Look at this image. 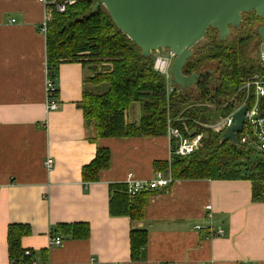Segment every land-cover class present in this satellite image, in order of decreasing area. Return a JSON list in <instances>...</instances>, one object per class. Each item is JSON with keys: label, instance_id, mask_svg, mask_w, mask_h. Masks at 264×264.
<instances>
[{"label": "crops", "instance_id": "0c3cea01", "mask_svg": "<svg viewBox=\"0 0 264 264\" xmlns=\"http://www.w3.org/2000/svg\"><path fill=\"white\" fill-rule=\"evenodd\" d=\"M49 6L36 0H0V264L8 254L10 226L29 227L22 248L29 264H264V203L252 200L249 180H177L152 192L142 222L112 216L116 188L155 177V164L171 161L167 136L97 139L78 107L89 72L63 64L54 80L56 111L47 109V46L41 31ZM134 106L129 121L139 123ZM99 148L111 167L95 183L83 169ZM54 168L48 171L47 159ZM211 207V209H207ZM85 224L75 239L59 225ZM200 227V229H197ZM145 230L148 244L131 261L130 234ZM222 230L223 235H217ZM63 240L60 247L52 238Z\"/></svg>", "mask_w": 264, "mask_h": 264}, {"label": "trees", "instance_id": "16d2710c", "mask_svg": "<svg viewBox=\"0 0 264 264\" xmlns=\"http://www.w3.org/2000/svg\"><path fill=\"white\" fill-rule=\"evenodd\" d=\"M97 2L75 0L64 13H57L55 6L50 5L52 20L46 33L47 67L52 79L63 64H81L89 72L85 83L92 88H85L78 107L85 122L96 127L97 139L166 136L171 120L184 136L202 134L201 147L187 157L172 154L169 163L155 164L156 173L170 172L175 181L246 179L252 183L253 202L264 203L263 161L247 146L223 142L225 131L216 134L210 130L220 117L237 109L229 100L247 78L259 71L256 61L243 59L248 39L242 37L230 44L219 41L213 36L214 31H209L208 47L197 52L183 70L185 76L203 75L196 90L176 86V92L167 96L166 80L154 71V59L143 56L141 49L118 29L104 6L92 14ZM57 94L55 90L54 96ZM136 105L141 108L138 124L129 121V111ZM243 159L244 163H240ZM110 167V150L99 148L94 161L83 169V181L98 182L101 172ZM151 195L152 192H141L131 196L128 186H118L110 201V213L142 222ZM58 228L75 239L90 235L85 224ZM30 234L27 226L9 227L11 262L32 263L33 254L25 256L22 248L23 238ZM130 240L131 261L139 262L148 244V233L133 230Z\"/></svg>", "mask_w": 264, "mask_h": 264}, {"label": "water", "instance_id": "95a60500", "mask_svg": "<svg viewBox=\"0 0 264 264\" xmlns=\"http://www.w3.org/2000/svg\"><path fill=\"white\" fill-rule=\"evenodd\" d=\"M101 5L144 57L161 48L175 54L171 73L174 83L182 89L191 88L201 79L197 73L185 76L183 70L192 56L191 49L205 37L209 27L218 29L220 38L226 39L229 26H239L241 14L256 12L264 18V0H98L92 14ZM261 31L263 36L264 28ZM245 114L246 107L234 114L223 142L238 145Z\"/></svg>", "mask_w": 264, "mask_h": 264}, {"label": "built area", "instance_id": "2783aa9c", "mask_svg": "<svg viewBox=\"0 0 264 264\" xmlns=\"http://www.w3.org/2000/svg\"><path fill=\"white\" fill-rule=\"evenodd\" d=\"M45 6L54 5L57 13H64L67 6L73 5L75 0H36ZM52 20V13L49 11L46 15L45 21L41 26V31L46 34L49 22ZM176 56L170 51L167 55H158L154 60V71L163 76L166 80V94L171 96L176 92V84L173 81L171 69ZM258 65L259 71L252 77L247 78L243 84L241 91L243 92L242 105L236 109L232 114L227 116L224 121L215 125L219 128H228L233 123L234 114L246 107L245 122L243 131L238 135V145L247 146L253 149L257 156L264 163V42L258 53ZM51 74L47 70L46 80V96H47V109L49 112L56 111L59 107L55 102L56 96H54L55 83L50 77ZM213 128V127H212ZM171 142V155L179 157H187L193 155L200 147L203 139L202 134L187 137L183 133L173 126L171 120L168 121L167 135ZM45 167L48 171H52L54 168V162L52 159H47ZM176 181L173 179L170 172L166 174L162 172L155 173L154 179L150 181H137L132 175L127 178L128 193L131 196H135L141 192H155L168 189ZM207 209H211L208 207ZM200 229V227H197ZM217 235H223V231L216 232ZM63 244V240L59 237L52 238L51 245L60 247ZM29 251L25 252V256H30ZM12 264H16L12 262ZM22 264V263H19Z\"/></svg>", "mask_w": 264, "mask_h": 264}, {"label": "rangeland", "instance_id": "374dc122", "mask_svg": "<svg viewBox=\"0 0 264 264\" xmlns=\"http://www.w3.org/2000/svg\"><path fill=\"white\" fill-rule=\"evenodd\" d=\"M249 19L253 20V21H249ZM257 19H259V20H257ZM263 28H264V18L259 17L256 12L241 14V22H240L239 26L238 27L229 26L230 34L226 39L220 38V32L218 29L213 28V27H209L205 37L191 49L192 56L188 59L187 63L195 56V54L197 52H200L203 49H205L206 47H208V44L210 42V38H208V32L214 31L213 36L218 37L219 41H225V42L230 43V44L233 43L235 40L240 39L242 37L247 38L248 42H247V46L245 48V55H244L243 59L245 60V58H246L247 62H249L250 59L253 60V62L256 61V65H257V67H259V65H258V53H259L260 48L262 47V44L264 42V34L262 36V31H261ZM170 51H171L170 49L161 48L159 50H155V51L151 52L150 57L155 60L158 55H167L168 53H170ZM211 74H213V73L211 72ZM202 76L203 75H201V77ZM195 86L196 85L192 86L188 90H191V89L196 90ZM241 88H242V86L237 91V93H235V95L233 97H231V100H229L230 103L235 104V108H237V109L242 105V100H243V92L241 91ZM136 106H139V105H136ZM133 107L130 109L129 115H130V112L133 109ZM209 107L211 109L214 108V106H209ZM139 108H140V106H139ZM140 112H141V108H140ZM214 117H215V115H214ZM226 117H220V119H218L216 121V123L210 127V130H212L216 134H219L223 131L226 132L227 131L226 128H224V127L219 128V126H217V127L215 126V125L219 124L220 122L224 121V119ZM207 128H209V126H207L205 129H207ZM238 163H239V161H238ZM240 163H244V159Z\"/></svg>", "mask_w": 264, "mask_h": 264}]
</instances>
